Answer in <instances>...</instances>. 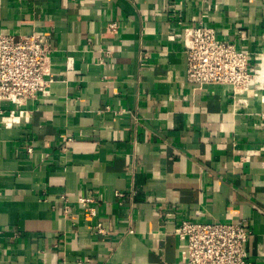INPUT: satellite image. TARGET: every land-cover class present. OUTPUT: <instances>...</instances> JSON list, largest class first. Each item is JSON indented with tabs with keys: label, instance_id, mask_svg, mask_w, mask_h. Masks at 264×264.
Returning <instances> with one entry per match:
<instances>
[{
	"label": "crops",
	"instance_id": "obj_1",
	"mask_svg": "<svg viewBox=\"0 0 264 264\" xmlns=\"http://www.w3.org/2000/svg\"><path fill=\"white\" fill-rule=\"evenodd\" d=\"M200 20L264 53V0H0V33L53 48L49 95L0 124V264H180L177 218L247 222L264 264V89L186 81Z\"/></svg>",
	"mask_w": 264,
	"mask_h": 264
},
{
	"label": "built area",
	"instance_id": "obj_2",
	"mask_svg": "<svg viewBox=\"0 0 264 264\" xmlns=\"http://www.w3.org/2000/svg\"><path fill=\"white\" fill-rule=\"evenodd\" d=\"M110 26L113 28L115 24ZM174 37L183 47L188 83L197 88L222 86L232 94L235 104L246 102L257 90L264 89V53L255 55L257 63L252 64L249 52L218 38L215 28L202 20L175 33ZM52 51L49 34L0 33V124L19 123L26 118L24 106L28 101L49 95L53 82ZM2 101H7L12 108L3 110ZM115 195L121 196V192L115 191ZM92 202L90 196L77 198V203L94 215V208L89 206ZM167 225L184 243L180 264H249L246 242L251 229L245 221L177 218ZM97 232L104 233V230L98 227Z\"/></svg>",
	"mask_w": 264,
	"mask_h": 264
}]
</instances>
